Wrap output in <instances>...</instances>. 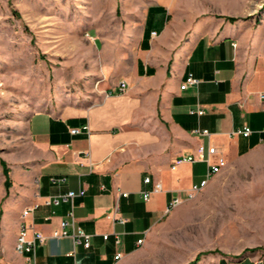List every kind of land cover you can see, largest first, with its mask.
<instances>
[{
  "label": "crops",
  "instance_id": "crops-1",
  "mask_svg": "<svg viewBox=\"0 0 264 264\" xmlns=\"http://www.w3.org/2000/svg\"><path fill=\"white\" fill-rule=\"evenodd\" d=\"M154 1L138 16L131 15L135 24L125 26L123 44L132 47L133 59L97 81L87 108L71 115L40 110L29 116L31 137L49 153L20 173L22 184L10 195L0 262L27 264L14 249L23 208L42 196L84 187V195L74 199V214L77 224L92 234L90 247L78 245L74 256L69 255L72 240L51 236L69 205H40L25 217L45 236L36 249L37 262L134 264L171 198L184 197L204 177L203 161L170 166L173 158L189 154L199 143L215 145L227 162L208 181V189L223 176L264 173V157L254 155L264 148V18H240L251 14H241L234 0ZM192 3L199 7L191 9ZM187 73L199 83L180 89ZM120 80L127 88L118 93L113 88ZM196 103L205 109L200 116L188 112ZM84 124L89 135L70 132ZM243 125L251 129L249 135L230 134ZM196 126L209 135L193 134ZM253 156L246 168L239 167L242 159ZM145 176L150 182L143 181ZM154 182H160L161 190L144 200L141 191ZM115 205L127 218L124 223L107 217ZM114 233L120 234V243L114 242ZM117 252L121 256L115 259ZM259 257L254 255L250 264Z\"/></svg>",
  "mask_w": 264,
  "mask_h": 264
},
{
  "label": "rangeland",
  "instance_id": "rangeland-1",
  "mask_svg": "<svg viewBox=\"0 0 264 264\" xmlns=\"http://www.w3.org/2000/svg\"><path fill=\"white\" fill-rule=\"evenodd\" d=\"M154 2L0 0V236L8 232L5 213L20 173L49 153L31 137L29 116L87 108L97 81L133 59L132 47L123 44L125 26ZM234 4L251 14L240 18H264V0ZM256 154L264 157V148ZM212 182V189L205 186L166 213L134 264H189L200 252L191 264H250L254 255L264 264V173Z\"/></svg>",
  "mask_w": 264,
  "mask_h": 264
},
{
  "label": "built area",
  "instance_id": "built-area-1",
  "mask_svg": "<svg viewBox=\"0 0 264 264\" xmlns=\"http://www.w3.org/2000/svg\"><path fill=\"white\" fill-rule=\"evenodd\" d=\"M154 33V32H153ZM234 46L236 45L233 43ZM199 79L193 76L192 73H187L184 80L181 82L179 88L185 89L188 86H197ZM127 88V83L124 80H120L117 83V86L113 88V91L121 93L124 92ZM112 92V91H111ZM110 92L107 93V95ZM261 97H264V94H260ZM190 114H195L200 116L205 112L204 107L196 103L193 106L188 108ZM85 132L87 135L90 134V128L87 124L82 125L81 127H74L70 129L71 133ZM191 132L199 136H207L209 132L206 128H201L196 126L192 128ZM251 133V129L243 125L241 127L231 130V135H242L247 136ZM194 162V161H203L206 164V170L204 177L197 183L192 184L188 191H186L185 196L181 197L176 195L171 198L168 205L165 208V213L170 212L175 206L183 202L184 200L194 198L207 184L208 181L222 168L226 165V159L223 153L213 144L204 145L199 143L196 145L195 149L189 154L179 155L171 160V168H174L180 165L183 162ZM64 178H53L52 182H61ZM144 182H150V177L145 176L143 178ZM162 188L160 182H154L150 190H142V198L147 200L151 193L160 191ZM85 193L84 187H79L76 190L69 189L64 193L42 196L40 201H34L31 204L27 205L22 209L20 217L21 222L19 229L15 237L14 249L17 253L23 255L27 264H39L36 260V249L37 246L42 244L45 240V236L38 230L31 228L30 224H27L25 217L36 210L40 205H58L60 203H67L69 205L65 215L59 220L58 226L52 229L51 236L55 238L69 237L72 240L73 249L68 253L69 255L74 256L75 247L78 245L83 246L88 249L91 245L92 234L85 232L81 226L76 222V217L74 214V199L78 196H82ZM122 195H127V192L122 191ZM38 196V194H36ZM107 217L112 221H118L124 223L127 218L122 216L118 212L117 206H113L111 212L107 214ZM49 218L48 215L45 216V219ZM108 234H102V238L106 239ZM114 242L120 243L121 236L119 233H114ZM142 238L137 240L138 244L142 243ZM121 256V252H117L114 255L115 259H118ZM0 264H6L0 262ZM253 264H262L261 260H256Z\"/></svg>",
  "mask_w": 264,
  "mask_h": 264
},
{
  "label": "trees",
  "instance_id": "trees-1",
  "mask_svg": "<svg viewBox=\"0 0 264 264\" xmlns=\"http://www.w3.org/2000/svg\"><path fill=\"white\" fill-rule=\"evenodd\" d=\"M228 19L232 21V20H234L235 18H234V17H228ZM1 162H2V161H1ZM4 173L7 175V170H6V168H4ZM9 185H10V181H9V179H8V176H6V179H5V187H6V188L9 187ZM200 254H201V252L198 253V254L195 256V258H194L191 262H189V264L194 263V262L198 259V257H199Z\"/></svg>",
  "mask_w": 264,
  "mask_h": 264
}]
</instances>
